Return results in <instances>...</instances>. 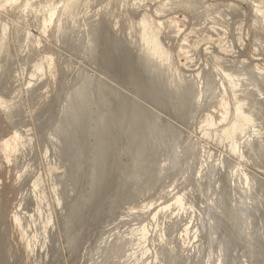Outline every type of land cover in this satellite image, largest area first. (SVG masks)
I'll return each instance as SVG.
<instances>
[{
  "label": "rangeland",
  "instance_id": "obj_1",
  "mask_svg": "<svg viewBox=\"0 0 264 264\" xmlns=\"http://www.w3.org/2000/svg\"><path fill=\"white\" fill-rule=\"evenodd\" d=\"M103 1L102 0H97V1H95V0H0V25H1L0 29L2 28L6 32V38L3 40L1 46L7 50L6 52H4L5 54H7V57L3 58L4 63L2 62V69H1L3 71L2 73H5L6 81L5 82L3 81L5 83L4 85L2 82V86H1V90H0L1 92H4V93L0 92V118H1L0 119V127H1V125L3 126L0 128V264H91V262H94L92 264H96V261H95L96 258H94V257H96V255H97L96 251L99 252L100 248L102 247V243L104 244L105 237L107 240L108 236H111V234L112 235L118 234L119 232H120V234H122V232H123L122 238L124 237V240H125V238L131 239L132 244L130 243V241H129L130 239H129L128 240L129 242L127 241V243L130 244V246L127 245L126 250L124 249L125 252L123 251L122 253L124 256L126 255V253L129 255V257H128V255H126L128 261H131L132 263H134V261L136 260L135 261L136 264H161V263L163 264V263H166L167 261L162 262L165 259H163V258L158 259V257H160V255L158 253H159L161 247L165 246V244H166L165 241H167V243L169 242V244L171 245V246L170 245L165 246L166 248L168 247V251H170L169 247H171V252L177 251L178 253H180L179 254L180 256L182 255L181 256V259H182L181 264H208V263L209 264H260V263L264 264V205H263L264 199L263 198L260 199V196H259L260 194L263 195V193H264V161H262L261 158H258V160L255 159L256 161H254L253 158H255V157L253 156V154L250 155L247 151L244 150L245 148H243V147H242V149L240 148L238 150H235V148H234V144L236 142H238V144H239V142H240L239 140L243 134L241 132V130H242L243 126L245 125V123H247L246 120L251 118L253 115L250 112L251 111L250 106H257V108H258V106H259L258 103H259L260 107L258 108V110L260 109L262 111V115L264 117V95H262V94H264V80H263L264 79L263 78L264 77V49H263L264 48V39L262 37H260V36H262L261 35L262 34L261 26H262V28L264 26V15L256 14V12L254 10V6H253L255 0H199L200 3L195 5L197 7H193L190 4V2L192 0H187V2L185 0H116V1H119L121 3H124L125 6H123L124 4H122V8L119 7L118 8L119 10L117 9L118 11H116V15L115 14L112 15L113 18L112 17L107 18L108 16L105 18V15H104L105 13H103L102 10H103V6H105L104 4L106 3V0H105V2H103ZM15 3H18V4H15ZM102 3H104V4H102ZM14 4H15V6H14ZM180 4H181V6H180ZM12 5L14 7H11ZM76 5H78V6H76ZM188 5L190 7L191 6L192 7L190 8ZM16 6H18V7H16ZM11 8H13V9H11ZM15 8H17V9H15ZM68 8H70V9H68ZM173 8H175V9H173ZM20 9H22V10H20ZM72 9H74V10H72ZM95 9H96V11H95ZM99 9L102 11V14H101ZM124 11H126V12H124ZM65 13H67L68 18H70L69 23L71 22V25L72 24L74 25V23H75L74 27H77V29L76 28H73V29H75V31H80V32L84 31L83 27H86V28L89 27L88 25L91 24L90 21H92V24H93V22L95 24L98 22L97 17H98V20L101 19L100 24L101 23L102 24L100 25V28H99V34H101V35H99V36L104 37V39L102 37L100 39V42L102 44H109L110 45V43H113L111 41H113L115 35L117 34L116 38L118 40L117 43L119 45V48H117L118 47L117 46L115 48V50H117V51L115 52V50L113 49L112 51L114 53L111 52V53H113V55H115L114 57L111 56L112 54L110 55L112 60H109V61L112 63V66H109L110 65L109 61H108L109 62L108 66H106L107 63L105 64L103 62V59H102L103 54H104V52H107V51L105 50L106 48L105 47L102 48L101 45H100L99 49L97 50V53H96L94 59H89V57H87L85 52L80 53V51H77L78 47H77V45L75 46L74 43H73V45L69 44L70 46L64 45V44H62L63 46L60 45L61 43H59L57 41L53 29L57 25V23L60 21V17L63 16ZM75 13H77L76 16H75ZM61 14H63V15H61ZM90 14L93 17H91ZM98 14H99V16H98ZM124 14H126L127 16ZM100 15H101V18H100ZM51 17H53L54 20H53V22L48 23L49 21H47V20H50ZM58 17H59V19H58ZM87 17H91V18H87ZM118 17H120V18L118 19ZM92 18H96L97 22L94 21L95 19L92 20ZM104 18L106 19L107 23H104V22H106V21H104ZM115 19H117V20H115ZM121 19H123V20H121ZM127 19H130L129 21L134 20L135 23H137V22L140 23V21H139V19H140L143 24L145 23L146 27L148 26L147 27L148 28V38L149 39H153V38L157 39L156 41L158 42V46H159L160 50L165 54V57L167 58L168 62L173 64V65L171 64V68H172V72L175 74L176 77L181 78L183 76L182 78L185 79V76H186V79H188V80L192 79V81H194V83L196 85H198V84L200 85V86L198 85V87L196 86L198 89H201L203 87V85H205L203 83V81L205 79L203 80L202 77L208 79L210 76V78H209L210 80L212 78L213 79L216 78L215 79L216 82H215V85L213 87V90H214L213 94L215 92H218V93H215L210 98V99L214 98V100L212 99V101H210V99H206L207 100V102H206L205 99L204 100L202 99L203 103H201V105L199 107H196V108H192V107L190 108L189 107V108H187L188 111H184V110L178 111V109L176 107L179 103L177 102V100L174 101V103L169 102L165 96V95H167V93L165 95H163V93L165 92L164 88L161 87L163 89V91L160 88L158 89V95L156 92L157 96L154 94L155 91H152V90H151L152 94L150 92L147 93L150 89L154 88V87L151 88L153 86V83L151 86V83H148V82L154 81V77H155L154 74L155 73L153 72L154 70H152V69L148 71L149 73L148 72L146 73L145 71H143L144 68H142L143 66L141 64V62L143 63V61H141V59L138 60V57H140V56H138L139 55V52H138L139 49L137 46L140 44H139V40L137 38H139V35L141 33L138 25L136 26L137 30L135 28V30H133L135 32L131 33L132 37H134L133 38L134 40L132 39L131 42H132V44L133 43L134 44L130 45V43L127 42L128 38H126V37L128 36V34H127L126 30H127V24L129 22ZM23 20H24V23H23ZM118 20L121 23V24H119L120 28H118L120 32L118 31V29L117 30L115 29V33H113L114 28L111 26L114 25L113 23L116 24V21H118ZM87 21H88V23H85ZM143 21H145V22H143ZM86 24H88V25L86 26ZM260 24H261V26H260ZM80 25H81V27H80ZM16 26L18 28H16ZM104 26L107 28H105ZM104 28L106 31L104 30ZM108 28H110V29H108ZM254 28H256V29H254ZM111 29H113V30H111ZM109 30L111 31V33L109 32ZM136 31H138V32H136ZM51 32H53V33H51ZM135 33H136V35H135ZM118 34L120 36H118ZM112 36H114V37L111 38ZM16 38H18V39H16ZM107 38H108V40H107ZM135 38L137 39L136 41H135ZM29 39H30V41H29ZM54 39H56V40H54ZM53 40H54L55 44H54ZM259 41L260 42L263 41V42L260 43ZM29 42H30V44H29ZM122 43H124V45L125 44H127V45L124 46ZM120 45H122V47ZM134 45L137 47V48L135 47L137 50L134 48ZM54 46L56 47V49H54L55 48ZM73 46H74V48H73ZM8 47H9V49H8ZM127 47H129V48H127ZM53 50H54V52H53ZM69 50H71V51H69ZM125 50L127 51V53ZM123 52H124V55H122ZM134 52H136L137 55H135L136 53H134ZM24 53H26V54L24 55ZM28 53H29V56L27 55ZM131 54H132V56H131ZM26 55H27V57H26ZM30 55H31V57H30ZM19 56H20V58H19ZM32 56L34 58H32ZM24 57L27 58V59H25V61H24ZM124 57H126V58H124ZM6 58H9V60H7ZM57 58L59 60H57ZM126 59L128 60V62ZM13 60L15 62H13ZM136 60H138V61H136ZM65 61L67 62L66 64H65ZM49 62L51 65H49ZM102 62L105 64L104 66L102 65L103 64ZM114 62H117L116 67H114V64H115ZM6 63H7V65H6ZM207 63H208V65H207ZM12 65H13V67L11 68ZM131 65L133 66V68ZM220 65L223 67H221ZM238 65H240V66H238ZM59 66L61 68H58ZM49 67H50V69H49ZM100 67L102 68V70H100L101 69ZM140 67H141V69H140ZM63 68H65V69H63ZM123 68H125V69H123ZM205 68H207V70ZM233 68H234V70H232ZM51 69H53V70H51ZM113 69H115V70H113ZM214 69H216V70H214ZM13 70H14V72H12ZM110 70H111L112 74H111ZM223 70L225 72H223ZM239 70H242L243 72L239 71ZM251 70H252V72H251ZM10 71H11V73H10ZM107 71H109V73ZM237 71H239L240 75L238 74ZM232 72H234V73L236 72V74H233ZM79 73L82 74L83 76L85 75L86 77L91 76L90 79H92V80L93 79L94 80H102V82L104 81V84H105V81L107 80L106 82H108V83H106V85L111 84L113 86V89H112L111 85H107V86H110V89H112L118 95L121 93V95H119V97H118V99H119L118 102L120 103L123 101V103H125V104L123 105V103H122V105H120L117 101H115L116 98H112L113 100L114 99L115 100L110 103L113 105L112 106L110 105L111 107L109 106V108H108V110H110L111 112L114 111L113 113H115L117 115V117L119 115H121V112H122V114H123V111L126 112L128 110V108L131 107V104H134V102H135L137 104H140L141 106L143 105L145 107V109L148 110V112L150 111L149 114H151V116H154L153 118H157L156 116L159 115L160 117L158 116V118L159 119L161 118L160 124H163V126H166L167 122H168L167 126L169 124H171L170 125L171 127L175 126L177 130H175V127H173V128L177 133V137H180L181 139L185 138L183 142H185V141L187 142L190 140L191 144L195 143V145H197V147H200L199 149H197V147L194 146V144H192L195 147V150L193 153L196 154V152L198 151L197 152L198 154H196V157H194L195 154L193 155V153H190V154H192V156L189 154V156L188 155H187V157L185 156V159H184V161H186V160L188 161L189 157H192V159L190 158L191 162L189 161L192 165L190 163L186 162L189 167L192 166L190 168L192 175L189 174L190 170L188 172L185 171V168L187 169V166H186L187 164L185 163L186 167L183 166V163H184V161H183V163L181 165V167L182 166L183 167L181 169H179V167H178L174 171H171V173L166 172L165 173L166 175L165 174H164V176L160 175L161 177H159V178H161L162 180L159 181V178H158V180L154 181L153 185L149 184L152 187L155 185V182H157V184L154 186V188L156 187L155 188L157 190L156 192H155V190L152 189L153 187L150 190L147 178H141V179L139 178V180H138L137 177L132 178V176H131V172L133 169H136L134 167H137V164L136 163L134 164V162H133L135 160L134 159L135 157L134 158L131 157V155H134L133 154L134 150L132 149L133 151L131 153V150L127 149L128 142H129L128 141L129 132L125 131L126 132V135H125L124 130H126V129L124 127H120L117 125H116L117 126L116 127L115 125L114 126L112 125V126H109L110 131H108V129H107L103 142L106 145L109 143V145H108L109 146V148H108L109 153L107 152V154H108L107 157L109 156V158H107V159H108V162L110 160L112 161V162L110 161L109 164H113V165H111L112 171L110 170L109 174H108L110 177L107 175V178L108 177H109L108 179H112V178L114 179L115 178V182L113 181V183L111 182V184L107 183L108 185L104 186L106 188H103L98 193L94 194L92 192L93 191V179H92V173H91L92 168H91L90 164L88 165V163H90L89 158H90L91 153L93 151L92 148L95 144V142L93 141L94 138L91 137L90 132H89V129L92 127L93 123L89 124L88 126L83 125V127H81V129H80L81 132L77 133V136H79L81 138L83 136V140L78 137L81 141H83V144H81L82 142L80 141L81 142L80 146H82L83 148L81 147L82 148L81 149L79 147L80 153L78 154V158H79V159H77L78 161L74 158L75 156L73 155V152H71L68 149H66V151H64L63 153H59L58 150L53 146V144H50L51 143L50 139L52 138L51 135L47 136V131H49L50 126L53 124V122H51V121L52 120L54 121V118L57 117L55 115H56V112H58V110H59L58 107L56 106L57 107L56 108L54 105L57 94L61 91V89H63V90L72 89L79 82V78L82 76V75H79ZM119 73H120V75H119ZM209 73H211V74H209ZM215 73H217L219 76L216 75ZM244 73H246V74H244ZM237 74H238V77L236 79L238 81L235 79V81L231 83L230 80L227 81L228 79L227 80L223 79V76L227 77V76L234 75V77H235V75H237ZM128 75H130V76H128ZM150 75H152L153 77ZM207 75H208V77H207ZM212 75H214L215 78L212 77ZM241 75H242V77L244 76L245 79L244 78L240 79ZM249 75H250V77H249ZM261 75H262V77H260ZM256 76H259V77L256 78ZM38 77H40V78L38 79ZM129 77H132V78H129ZM221 77H222V79H221ZM252 77H255L256 79H253ZM152 78H153V80H152ZM247 78L248 79L252 78V80L254 81L253 85L255 87L252 85V89H249V88H251V86L249 87V85H248V87H249L248 88L247 84H245L247 82L246 81ZM76 79H78V81ZM122 79L123 80L126 79V80L123 82ZM207 79L205 80V83H206ZM218 79L221 80V83H220V80H219V82H217ZM36 80H37V82H36ZM147 80H150V81H147ZM239 80H241V81H239ZM255 80H257V81H255ZM61 81H62V84H61ZM225 81H227V83H225ZM236 81L241 82V83H237ZM244 81H246V82H244ZM242 82H243V84H242ZM255 82H256V84H255ZM218 83H220V84H218ZM9 84H10V86H9ZM201 84H202V86H201ZM221 84H222V87L220 88ZM223 84L227 85V86L224 87ZM30 85H31V87H30ZM138 85H139V87H138ZM148 85H150L151 87H148ZM240 85L242 86L243 89L241 88ZM146 86L148 88H146ZM215 86H217L216 88H218L219 90L221 89L220 93L218 90L216 91ZM230 86H232L231 90H230ZM243 86H245V87H243ZM9 88L12 90H10ZM227 88H228V90H227ZM31 89H32V91H31ZM147 89H149V90H147ZM246 89H248V90H246ZM37 90H38V92H37ZM159 90H160V93H159ZM226 90L230 93H227ZM244 90L247 91L248 93H245ZM238 91H240V92H238ZM39 92H41V93H39ZM161 92H162V94H161ZM236 92H237V94H236ZM144 93H146V95ZM219 94H220V97H218ZM225 94H227V95L225 96ZM17 95H18V97H17ZM162 95L165 97H163ZM251 95H253V96H251ZM94 96H96V95H94ZM94 96H93V98H94ZM248 96L251 98L246 100V98ZM149 97H151L152 99L150 100ZM158 97L164 103H162V101L160 99L158 100ZM215 97H217V98H215ZM244 97H245V100L243 99ZM33 98L35 99V101ZM163 98L166 100H163ZM155 99H157V100H155ZM124 100H125V102H124ZM202 100H200V102H202ZM248 100H249V102H248ZM262 100H263V102H262ZM33 101L36 104L33 103L31 105V103ZM159 101H161V103L163 105H161V103H159ZM167 101L169 103H167ZM242 101H244V102H242ZM1 102L4 104L6 103L8 105V107H10V110H12V111L11 112L6 111ZM200 102L197 101V99H196L195 104H198ZM127 103L129 104L130 107H128ZM255 103H257V104H255ZM114 104H116L119 108H121L122 111L117 106H114ZM157 104H158V106H157ZM164 104H166V105H164ZM174 104H176L174 107L175 110H173L174 108H172ZM202 104H204V105H202ZM53 105L56 108V110L53 107ZM212 105L214 106V108L212 107ZM14 106H16L17 108ZM32 106H35V107L33 108ZM123 106H125V108L127 107L126 108L127 110ZM163 106L164 107L168 106L169 108L166 107L164 109ZM208 106H209V108H208ZM113 107L115 108V110L117 109V111L120 110L121 112L115 111L113 109ZM94 108H95V106H94ZM198 108L199 109L202 108V109L199 110ZM203 108H204V110H203ZM1 109H2V111H1ZM192 109H194V110H192ZM246 109H248V110H246ZM249 109H250V111H249ZM196 110L198 111V113ZM205 110H207V112ZM212 110H213V112H212ZM15 111H16V113H14ZM169 111H171V112H169ZM191 111H193V112H191ZM199 111L200 112L202 111L203 113L200 114ZM214 111H217V112L215 113ZM245 111H246V114H245ZM6 112H8V114H7V116H9L8 118L6 117ZM111 112L108 114V116L112 118L113 114L111 115ZM119 112H120V114H119ZM190 112H191V115H190ZM210 112H212V115L215 118L212 117L211 115H209V114H211ZM195 113H197L198 116L200 115V117H197V114L195 116L194 115ZM10 114L11 115L13 114V115L11 116ZM57 114H59V112ZM174 114H177V116L176 115L174 116ZM182 114H183V116H182ZM207 114H208V116H207ZM249 114H251V115H249ZM186 115H188V116H186ZM192 115L196 119L194 121L195 122L199 121L200 123L199 122L197 124L192 123V122H194L193 120L190 119L191 117L193 119ZM205 115H206V117L204 118ZM179 116H181V117H179ZM217 116L221 117L222 120L220 118H218ZM182 117H183V119L186 117L185 120H187V121L183 120ZM207 117H211L214 119H216V117H217V119L221 120V121L220 122L218 120L213 121L214 119L212 120V119L207 118ZM199 118L200 119L203 118L201 120L203 122H201L199 120ZM19 119H20V122H19ZM42 119H44V120H42ZM189 119L191 121H188ZM206 120H207V122H206ZM43 121H45V122H43ZM184 121H185V123H184ZM263 121H264V118H261L259 121L257 120L256 122H254L256 124V126H255V124H254V126L252 125V128H251V130H253L252 132L259 133V132H261V129L264 130V125H263L264 123H262ZM212 122L213 123L215 122L216 126ZM212 124L215 127L212 126ZM89 126H90V128H89ZM111 127H113V130ZM3 130H4V133H3ZM128 130H129V128H128ZM221 131H222V133H221ZM232 132H236V136L234 139L235 143L233 141H231L230 138H228L229 134H231ZM179 134H181L182 137ZM239 135H240V137H239ZM45 136H47V137H45ZM49 137H50V139H49ZM238 138H239V140H238ZM79 139H78V141H79ZM47 140H49V141L47 142ZM29 141H30V143H29ZM111 141H112V144H111ZM227 143H228V146H227ZM8 145H10L11 147H14V148H11ZM5 146L8 147V149ZM123 147H124V149H123ZM126 149H127V151H125ZM196 149H197V151H196ZM5 150H7V151H5ZM199 151H201L200 152L201 155L199 154ZM7 152L9 155L7 154ZM65 153H67V154L69 153V154L67 155ZM208 153H209V155H208ZM70 154L73 155V157H69ZM198 155L200 157H198ZM203 155H204V158L202 157ZM205 155H206V158H205ZM245 155H246V157H245ZM80 157H82V158H80ZM210 157H212V159ZM72 158H74L77 161V163H76V166L78 164L77 168H76V166H74L75 168L73 169L72 164L75 161ZM195 158H197L199 160V162ZM200 158L203 162H205V161L206 162L202 163V161H200ZM248 158H250V159H248ZM131 160H132V162H131ZM195 160L198 163L197 165H196ZM68 162H70V163H68ZM79 162H80V164H79ZM151 162H149V163L152 164ZM114 163H115V165H114ZM226 163H228V166ZM132 164H134V165H132ZM202 164L203 165L205 164V166L203 167ZM49 165H50V167H49ZM74 165H75V163H74ZM193 165H195V169H194ZM198 165L202 168H200ZM34 166H36V167H34ZM146 166H147V169L150 167L149 164ZM146 166H145V169H146ZM81 167H83V168H81ZM192 168L194 169V172L197 170L198 171L195 172V174H194ZM199 168L201 169L202 172L200 171ZM178 169L180 171L181 170L182 171L184 170V171L180 172ZM203 169H204V172H203ZM205 169H206V171H205ZM215 169H216V174H215ZM236 169L244 170L246 173L250 174L251 176H253L254 178H256L259 181L260 184H257V186L254 187L253 194L258 196V199H257L258 203H263V204H261L262 207L259 206L260 204L259 205L253 204V206H252L253 209H251V211H250L251 213L253 212L251 214L253 216L250 215L251 221L249 223L250 224L249 227L251 229H249V227L247 228V230L245 229V231H246L245 233L247 234L245 236H247V238L248 237L252 238L254 241L252 239H247L249 241V243L251 242L252 244L250 243V245L248 246V243L246 240L243 242L244 244L243 243L237 244L240 247H238L236 244L234 245L233 243H231L229 245V247H226L227 250L225 251L226 253H227V251L232 252L231 255H229L230 252L228 254L229 256L233 257V258L230 257V259H231L230 260L228 258L229 256L226 257L223 252L220 255L221 251L219 252V250L216 249L218 251V252H216V250H214L213 248H210L211 246L210 247L208 246L209 242L212 241L215 234H214V230L209 231L206 228L209 227L207 224H209L208 223V220H209L208 215L210 213H213V216L215 215L214 221L211 222V223H213L211 227L216 225L217 221L220 218V216L218 215L219 212H217L216 210L215 211L213 210L214 212H212L211 211L212 210L211 205H208V204H211V202H212L211 200H213L214 197L216 196V194L219 192L218 189L224 190V188L227 187V185L229 183L228 177L230 176L232 171L236 170ZM5 171L7 174H5ZM212 171H214L213 174L211 173ZM174 172H175V174H174ZM179 172L182 173V175ZM185 172L188 174H186L184 176L183 174H185ZM199 172H201V173H199ZM89 173H90V175H89ZM110 173H112V174H110ZM177 173H179L181 176L177 177ZM203 173H204V175H203ZM206 174L208 176H206ZM211 174L213 175V177L211 176ZM188 175H189V179H187L188 181L191 180V178H193L189 182L187 180H185V177L187 176L186 178H188ZM193 175H194V177H192ZM165 176H168V178ZM182 176H184V177H182ZM31 177H32L33 181L31 179ZM195 177H197V178H195ZM198 177H201V178L198 179ZM129 178L131 181L129 180ZM181 178H183V179L181 180ZM55 179H57V182L59 185L57 184V182H55L56 181ZM133 179H136L138 182L136 183L135 182L136 180L134 181ZM171 179H173V180H171ZM195 179L196 180L198 179V181H195ZM203 179H204V183H203ZM170 180H171V182H170ZM174 180H176V181H174ZM180 181H183V182L180 183ZM29 182H30V184H29ZM132 182H134V183H132ZM145 182H146V184H145ZM165 182L166 183L170 182L171 184L169 183L167 186V184ZM176 182H179V183L176 184ZM198 182H200V183H198ZM138 183H140V184L138 185ZM158 183H160V184H158ZM172 183H173V185H172ZM192 183H194V184H192ZM53 184H54V186H53ZM69 184H70V186H69ZM112 184H114V185H112ZM133 184L138 186V187H136V189H138L139 187L140 188L142 187L141 190L143 192L139 188V190L141 191L142 194H139L140 191L138 192L135 189V185H133ZM164 184H165V186H162ZM182 184H183V186H181ZM186 184L188 185V188H187ZM195 184H197V185L200 184V185H199V187L196 185L193 188V185H195ZM223 184L226 187L221 186ZM56 185H58V186H56ZM143 185H144V187L148 186L147 190H146V188L144 189ZM202 185H204V186H202ZM157 187H158V189H157ZM180 188H181V190H180ZM195 188H197V189H195ZM231 188L232 187L230 186L228 191L226 189V191L228 192L226 194H231L232 191H234V189H233L234 187L232 189ZM163 189H165V193L163 192L164 191ZM212 190H213V192H212ZM25 191H26V193H25ZM201 192L202 193L204 192V193L202 194ZM178 193H180V194H178ZM79 194H80V196H79ZM149 195H150V197H149ZM42 196H43V198H42ZM88 197H89V199H88ZM83 198L85 199V201ZM86 198H87V200H86ZM201 198H203V199H201ZM24 201L26 204H24ZM39 202L41 205L39 204ZM133 202H134V204H133ZM208 206H210V208ZM77 207H79V208H77ZM136 207H138V208H136ZM197 207H199V208H197ZM77 209H78V211H77ZM209 209H211L210 210L211 212H208ZM140 210H142V211L140 212ZM32 211H33V213H32ZM130 212H131V214H130ZM135 213L137 216L135 215ZM137 213H140V214H137ZM124 214L126 216H124ZM129 215L132 216L131 217L132 220L127 219L130 217ZM143 215L146 217V220H148V221H144L145 217ZM146 215H148V219H147ZM140 216L143 218H141ZM178 216H180V217H178ZM124 219H126L127 222L128 221L132 222V223L130 222L129 225L130 224L131 225L134 224V225L129 226L127 222L126 223L128 226L122 225L124 223ZM133 219H135V221ZM141 219L143 220V222L142 221L140 222ZM33 220L34 221L36 220L35 221L36 223ZM67 221L68 222L70 221V222L68 223ZM174 221H175V223L170 225V223H172ZM185 221H186V223H185ZM252 221L254 222V224ZM30 222H31V224H30ZM133 222H139V223L137 224V223H133ZM42 223H43V225H42ZM141 223H143V225ZM176 223H177L178 227H177V225H175ZM227 224H228L227 229L231 230L230 227H232V224L231 223H227ZM24 225H26V226H24ZM140 225H142V227ZM166 225H168V226H166ZM174 225L178 229L171 227ZM65 226L70 229L71 233H70L69 229H67ZM119 226H121V227L119 228ZM169 226H170V228H169ZM113 227H114V229H112ZM122 227H126L127 229L122 228ZM132 227H133V229H132ZM139 227H141V229H139ZM24 228L26 229V231ZM168 228L170 229V231H172L170 233H173V232H175V234L180 233V234H177L176 236L174 233L172 234V236L174 235L173 237H177L176 239L179 238V240H176L175 238H174L175 239L174 240L173 237H171V236L168 237L169 236V235H167V234H169ZM171 228L175 229L176 231L171 229ZM65 229L67 230V232ZM115 229L117 231H115V233H114L113 230H115ZM123 229L126 230L127 232L124 231ZM130 229H131V231H130ZM180 229H181V231H179ZM128 230L131 233H129ZM133 230H134V232H132ZM211 231H213L212 233L214 235L212 233L208 234V232H211ZM248 232L250 233L249 235H248ZM165 233L167 236L165 235ZM124 234H126V235L124 236ZM129 234H130V236L126 237ZM137 234H139V237ZM156 234L158 236L160 234L159 239H158V236ZM73 235H76V236L73 238ZM136 235H137V237H136ZM161 235H163L162 238H161ZM45 236H46V238H45ZM133 236H134V238H133ZM142 237H144V238H142ZM167 237L169 238L170 241L167 240L168 239ZM71 238H72V240H71ZM101 238H103L104 241ZM134 239H136V240H134ZM172 239H173V241L171 242ZM75 240H77V241H75ZM100 240H101V242H100ZM250 240H252L254 243ZM135 241H137V242H135ZM124 242H126V241H124ZM69 243L70 244L73 243V244L70 245ZM136 243H138V244L136 245ZM207 243H208V245H207ZM131 245H133V246H131ZM140 245H141V247H140ZM233 245L235 247L237 246V249L236 248L234 249V247L230 248ZM227 246H228V244H227ZM251 246H253V248ZM28 247H29V249H28ZM95 247H96V249H95ZM129 247H130V249H133V251H131V253H130ZM246 247H248V248H246ZM97 248H99V249H97ZM127 248L129 251L127 250ZM172 248H173V250H172ZM208 248H210V249H208ZM261 248L263 251L261 250ZM27 249L29 250V252ZM231 249H234V251ZM248 249L249 250L253 249L252 250L253 252L251 250L250 251L253 254H255V256L254 255L249 256V254H244V251H246L245 253L249 252ZM254 249H257V250H254ZM141 250L145 251V254ZM209 250H211L212 252ZM213 250H214V252H213ZM258 251L260 254H256V253H258ZM200 252H202V253H200ZM210 252L212 254L211 256H210ZM137 253H138L139 257L137 256ZM214 253L219 256V257L216 256V258L218 257L217 260H216V258L214 259V257H213V255H215ZM217 253H219V254H217ZM237 253H238V255H237ZM92 254H93V256H92ZM140 254H143V255H140ZM201 254H203V255H201ZM131 255H132V258H130ZM261 255L263 257H260ZM140 256H141V258H140ZM144 256H145V260H144ZM258 256L260 258L259 261H257ZM249 257H251V258H249ZM252 257H253V259H252ZM200 258H202V259H200ZM92 259H93V261H92ZM127 259L123 262H125V264L126 263L132 264L130 262L128 263ZM209 259H211L212 261ZM249 259H250V261H249ZM251 259L252 260L255 259V260L251 261ZM2 260H3V262H2ZM213 261H215V263H213ZM112 262L106 261V262H103V264H107V263L112 264ZM123 262L121 264H124ZM210 262H212V263H210Z\"/></svg>",
  "mask_w": 264,
  "mask_h": 264
},
{
  "label": "bare ground",
  "instance_id": "obj_2",
  "mask_svg": "<svg viewBox=\"0 0 264 264\" xmlns=\"http://www.w3.org/2000/svg\"><path fill=\"white\" fill-rule=\"evenodd\" d=\"M95 1H97V0H95ZM103 1V0H102ZM186 2H187V0H185ZM103 2H105V0L103 1ZM125 2V1H124ZM251 2V1H250ZM198 3H200L199 2V0H192L191 2H190V4L193 6V7H197V6H195V5H197ZM12 4V3H11ZM15 4H18V3H15ZM15 4H14V6H15ZM81 4V3H80ZM102 4H104V3H102ZM122 4H124V3H121V2H119V1H114V0H106V3L104 4L105 6H103V13H105L104 15H105V18L107 17V18H109V17H112V15L113 14H115L116 15V11H118L119 9V7L120 8H122ZM185 4V3H184ZM189 4V3H188ZM189 4V5H190ZM252 4V3H251ZM79 5V4H78ZM78 5H76V6H78ZM84 5V4H83ZM100 5V4H99ZM188 5V6H189ZM13 5L11 6V7H14ZM123 6H125V4L123 5ZM177 6V5H176ZM180 6H181V4H180ZM179 6V7H180ZM191 6V7H192ZM254 10H255V12H256V14H260V15H264V0H255V2H254ZM252 6V7H253ZM7 7V6H6ZM16 7H18V6H16ZM67 7V6H66ZM99 7V6H98ZM101 7V6H100ZM190 7V6H189ZM190 7V8H191ZM97 8V7H96ZM220 8V7H219ZM11 9H13V8H11ZM15 9H17V8H15ZM68 9H70V8H68ZM75 9V8H74ZM74 9H72V10H74ZM80 9V8H79ZM102 9V8H101ZM118 9V10H117ZM173 9H175V8H173ZM177 9V8H176ZM217 9V8H216ZM20 10H22V9H20ZM66 10V9H65ZM88 10V9H87ZM100 10V9H99ZM129 10V9H128ZM224 10V9H223ZM3 11V10H2ZM7 11V10H6ZM71 11V10H70ZM76 11V10H75ZM79 11V10H78ZM95 11H96V9H95ZM98 11V10H97ZM102 11L100 10V12H101V14H102ZM127 11V10H126ZM126 11H124V12H126ZM19 12V11H18ZM66 12V11H65ZM213 12V11H212ZM14 13V12H13ZM23 13V12H22ZM81 13V12H80ZM86 13V12H85ZM118 13V12H117ZM120 13V12H119ZM226 13V12H225ZM69 14V13H68ZM97 14V13H96ZM95 14V15H96ZM100 14V13H99ZM99 14H98V16H99ZM123 14V13H122ZM221 14V13H220ZM230 14V13H229ZM255 14V13H254ZM61 15H63V14H61ZM73 15V14H72ZM77 15V13H75V16ZM85 15V14H84ZM91 15V14H90ZM94 15V14H93ZM124 15H126V14H124ZM74 16V15H73ZM74 16V17H75ZM97 16V15H96ZM103 16V15H102ZM119 16V15H118ZM127 16V15H126ZM137 16V15H136ZM142 16V15H141ZM20 17V16H19ZM72 17V16H71ZM73 17V18H74ZM80 17V16H79ZM91 17H93L92 15H91ZM91 17H87V18H91ZM117 17V16H116ZM115 17V18H116ZM221 17V16H220ZM226 17V16H225ZM262 17V16H261ZM77 18V17H76ZM100 18H101V15H100ZM104 18V21H106V19ZM113 18V17H112ZM120 17H118V19H119ZM123 18V17H122ZM128 18V17H127ZM132 18V17H131ZM130 18V19H131ZM257 18V17H256ZM58 19H59V17H58ZM85 19V18H84ZM95 19V20H94ZM130 19H127L128 21L130 20ZM226 19V18H225ZM19 20V19H18ZM17 20V21H18ZM53 17H51L50 18V20H47V21H49L48 23H51V22H53ZM92 20H94V21H96V18H92ZM100 20L101 19H99L98 20V17H97V23H95L94 24V22H93V24H92V21H90L91 22V26L90 25H88V24H86V26L88 25L89 27L88 28H86V27H83V29H84V31H82V32H80V31H75V29H73V28H76L77 29V27H74L75 26V23H74V25L72 24L71 25V22L69 23V21H70V18H68V15H67V13H65L63 16H61L60 17V21L57 23V25L54 27V33H55V36H56V39H57V41L59 42V43H61L60 45H62V44H64V45H69V44H71V45H73V43L75 44V46L77 45V47H78V49H77V51H80V53H86V55H87V57H89V59H94L95 58V55H96V53H97V50L99 49V47H100V45L102 46V48L103 47H105L106 49V51L107 52H104V54H103V62L106 64V66H108L109 64V60H112V58L110 57V55L111 56H115V55H113V49L115 50V48L117 47V48H119V45H118V43H117V38H116V35H115V37L114 36H112L111 38H113L114 37V39H113V41H111V42H113V43H110V45L109 44H102L101 42H100V39H101V37L102 36H99V35H101V34H99V28H100V25L102 24H100ZM108 20V19H107ZM115 20H117V19H115ZM121 20H123V19H121ZM260 20V19H259ZM262 20V19H261ZM103 21V22H104ZM112 21V20H111ZM125 21V20H124ZM127 21V22H128ZM139 21H140V23H135L134 22V20L132 21H129L128 22V24H127V34H128V36L126 37V38H128V43H130V45L132 44V39L134 38V37H132V35H131V33L132 32H135V31H133V30H135V28H136V26L138 25L139 26V30L141 31V33H140V35H139V38H137L138 40H139V44L140 45H138L137 47H138V49H139V55L138 56H140V57H138V60H140L141 59V61H143V63L141 62V64H142V68H144L143 69V71H145L146 73L149 71V70H154L153 72L155 73L154 75H155V77H154V81L153 82H148V83H151V86H152V83H153V86L151 87L150 85H148V87H151V88H153V89H147V90H149L147 93H151V90L152 91H155V95H156V92H157V95H158V89L160 88V89H162V88H164V90H165V92L163 93V95H165L166 93H167V95H165L166 96V98L168 99V101L169 102H173L174 103V101H176L177 100V102L179 103L178 105H177V109H178V111H188L187 110V108H196V107H199L200 105H201V103H203V100L205 99V101L207 102V100L206 99H210L215 93H218V92H215L214 94H213V92H214V90H213V87H214V85H215V77H214V75H212V77H214L215 79H209L210 78V76H209V78L207 79V78H203L202 77V79L204 80H206L207 79V81H206V83H205V80L203 81V83L205 84V85H203V87L201 88V89H198L197 87H198V85H196L195 83H194V81H192V79L191 80H188V79H186V76H185V79L184 78H178V77H176L175 76V74L172 72V68H171V64L172 63H170V62H168V60H167V58L165 57V54L160 50V48H159V46H158V42L156 41L157 39H149L148 38V26L146 27V25H145V23L143 24L142 22H141V20L139 19ZM21 22V21H20ZM55 22V21H54ZM110 22V21H109ZM143 22H145V21H143ZM259 22V21H258ZM23 23H24V20H23ZM47 23V22H46ZM73 23V22H72ZM85 23H88V21L87 22H85ZM104 23H107V21L106 22H104ZM84 24V23H83ZM111 24V23H110ZM114 25L113 26H111V27H113L114 28V32L113 33H115V29L117 30L118 28H120L119 27V24H121L120 23V21L118 20V21H116V24L115 23H113ZM147 24V23H146ZM258 24V23H257ZM17 25V24H16ZM54 25V24H53ZM82 25V24H81ZM81 25H80V27H81ZM85 25V24H84ZM83 25V26H84ZM104 25V24H103ZM4 26V25H3ZM73 26V27H72ZM260 26H261V24H260ZM0 27H1V25H0ZM105 27V26H104ZM259 27V26H258ZM4 28V27H3ZM16 28H18L17 26H16ZM20 28V27H19ZM79 28V27H78ZM105 28H107V27H105ZM105 28H104V30H105ZM52 29V28H51ZM50 29V30H51ZM82 29V28H81ZM86 29V30H85ZM108 29H110V28H108ZM254 29H256V28H254ZM17 30V29H16ZM79 30V29H78ZM101 30V29H100ZM111 30H113V29H111ZM136 30H137V28H136ZM106 31V30H105ZM104 31V32H105ZM118 31H119V29H118ZM0 90H1V86H2V82L4 81H6V76H5V73H2L3 71L1 70L2 69V62H3V58L4 57H7V54H5L4 52H6L7 50L4 48V47H2L1 46V44H2V42H3V40L6 38V32H5V30L4 29H0ZM84 32V33H83ZM109 32L111 33V31L109 30ZM120 32V31H119ZM136 32H138V31H136ZM261 32H262V36H260V37H262L263 39H264V26H263V28H262V26H261ZM51 33H53V32H51ZM107 33V32H106ZM118 33V32H117ZM103 34V33H102ZM120 34V33H119ZM118 34V36H120ZM126 34V35H127ZM260 34V33H259ZM14 35V34H13ZM17 35V34H16ZM19 35V34H18ZM105 35V34H104ZM135 35H136V33H135ZM108 36V35H107ZM106 36V37H107ZM110 36V35H109ZM15 37V36H14ZM21 37V36H20ZM52 37V36H51ZM132 37V38H131ZM19 38V37H18ZM18 38H16V39H18ZM103 39H104V37H102ZM110 38V37H109ZM119 38V37H118ZM56 39H54V40H56ZM131 39V40H130ZM136 38H135V41L137 40ZM22 40V39H21ZM54 40H53V42H54ZM107 40H108V38H107ZM106 40V41H107ZM134 40V39H133ZM260 40V39H259ZM29 41H30V39H29ZM102 41V40H101ZM110 41V40H109ZM121 41V40H120ZM119 41V42H120ZM57 42V43H58ZM108 42V41H107ZM138 42V41H137ZM136 42V43H137ZM260 42V41H259ZM258 42V43H259ZM261 42H263V41H261ZM260 42V43H261ZM104 43V42H103ZM15 44V43H14ZM29 44H30V42H29ZM54 44H55V42H54ZM121 44V43H120ZM123 45H124V43H122ZM134 44V43H133ZM132 44V45H133ZM138 44V43H137ZM125 45H127V44H125ZM124 45V46H125ZM136 45V44H135ZM134 45V48L136 47ZM57 46V45H56ZM63 46V45H62ZM70 46V45H69ZM121 47H122V45H120ZM123 46V47H124ZM263 46V45H262ZM55 47V46H54ZM72 47V46H71ZM131 47V46H130ZM136 47V48H137ZM19 48V47H18ZM73 48H74V46H73ZM127 48H129V47H127ZM135 48V49H136ZM260 48V47H259ZM8 49H9V47H8ZM12 49V48H11ZM54 49H56V47L54 48ZM64 49V48H63ZM66 49V48H65ZM76 49V48H75ZM122 49V48H121ZM264 49V48H263ZM123 50V49H122ZM128 50V49H127ZM137 50V49H136ZM13 51V50H12ZM11 51V52H12ZM32 51V50H31ZM56 51V50H55ZM66 51V50H65ZM69 51H71V50H69ZM73 51V50H72ZM117 50H115V52H116ZM126 51V50H125ZM133 51V50H132ZM135 51V50H134ZM53 52H54V50H53ZM59 52V51H58ZM111 52H113V53H111ZM137 52V51H136ZM136 52H134V53H136ZM16 53V52H15ZM23 53V52H22ZM34 53V52H33ZM77 53V52H76ZM126 53H127V51H126ZM131 53V52H130ZM11 54V53H10ZM20 54V53H19ZM26 53H24V55H25ZM28 56H29V53L27 54ZM27 55H26V57H27ZM63 55V54H62ZM66 55V54H65ZM122 55H124V52H123V54ZM135 55H137V53L135 54ZM13 56V55H12ZM84 56V55H83ZM131 56H132V54H131ZM134 56V55H133ZM23 57V56H22ZM21 57V58H22ZM30 57H31V55H30ZM29 57V58H30ZM74 57V56H73ZM86 57V56H85ZM86 57V58H87ZM128 57V56H127ZM136 57V56H135ZM19 58H20V56H19ZM32 58H34L33 56H32ZM51 58V57H50ZM124 58H126V57H124ZM130 58V57H129ZM128 58V59H129ZM132 58V57H131ZM7 60H9V58H6ZM18 59V58H17ZM25 59H27V58H25L24 57V61H25ZM31 59V58H30ZM117 59V58H116ZM120 59V58H119ZM19 60V59H18ZM57 60H59L58 58H57ZM125 60V59H124ZM127 60V59H126ZM138 60H136V61H138ZM21 61V60H20ZM30 61V60H29ZM32 61V60H31ZM62 61V60H61ZM69 61V60H68ZM109 61V62H108ZM116 61V60H115ZM119 61V60H118ZM210 61V60H209ZM221 61V60H220ZM13 62H15L14 60H13ZM58 62V61H57ZM102 62V63H103ZM113 62V61H112ZM127 62H128V60H127ZM213 62V61H212ZM4 63V62H3ZM8 63V62H7ZM7 63H6V65H7ZM10 63V62H9ZM59 63V62H58ZM67 62L65 61V64H66ZM92 63V62H91ZM101 63V62H100ZM102 64L103 66L105 65V64ZM115 64H114V67H116V65H117V62H114ZM140 63V62H139ZM209 63V62H208ZM208 63H207V65H208ZM211 63V62H210ZM64 64V63H63ZM62 64V65H63ZM119 64V63H118ZM125 64V63H124ZM217 64V63H216ZM11 65V64H10ZM49 65H51L50 64V62H49ZM59 65V64H58ZM57 65V66H58ZM93 65V64H92ZM95 65V64H94ZM173 65V64H172ZM225 65V64H224ZM64 66V65H63ZM109 66H112V63L110 62V65ZM120 66V65H119ZM125 66V65H124ZM132 66V65H131ZM217 66V65H216ZM221 66V65H220ZM238 66H240V65H238ZM6 67V66H5ZM9 67V66H8ZM7 67V68H8ZM13 67V65L11 66V68ZM37 67V66H36ZM207 67V66H206ZM210 67V66H209ZM219 67V66H218ZM221 67H223V66H221ZM225 67V66H224ZM6 68V69H7ZM46 68V67H45ZM58 68H61L60 66L58 67ZM101 68V67H100ZM107 68V67H106ZM120 68V67H119ZM132 68H133V66H132ZM208 68V67H207ZM207 68H205L206 70H207ZM216 68V67H215ZM226 68V67H225ZM49 69H50V67H49ZM63 69H65V68H63ZM108 69V68H107ZM118 69V68H117ZM123 69H125V68H123ZM127 69V68H126ZM140 69H141V67H140ZM174 69V68H173ZM220 69V68H219ZM243 69V68H242ZM8 70V69H7ZM6 70V71H7ZM47 70V69H46ZM51 70H53V69H51ZM83 70V69H82ZM100 70H102V68L100 69ZM104 70V69H103ZM113 70H115V69H113ZM128 70V69H127ZM137 70V69H136ZM175 70V69H174ZM212 70V69H211ZM214 70H216V69H214ZM213 70V71H214ZM229 70V69H228ZM232 70H234V68L232 69ZM61 71V70H60ZM84 71V70H83ZM118 71V70H117ZM116 71V72H117ZM239 71H242V70H239ZM239 71H237L238 72V74L240 75V73H239ZM12 72H14V70L12 71ZM85 72V71H84ZM108 73H109V71H107ZM110 72H111V70H110ZM125 72V71H124ZM131 72V71H130ZM216 72V71H215ZM219 72V71H218ZM223 72H225L224 70H223ZM243 72V71H242ZM251 72H252V70H251ZM10 73H11V71H10ZM47 73V72H46ZM83 73V72H82ZM121 73V72H120ZM120 73H119V75H120ZM144 73V72H143ZM149 73V72H148ZM220 73V72H219ZM222 73V72H221ZM229 73V72H228ZM233 74H236V72L234 73V72H232ZM254 73V72H253ZM27 74V73H26ZM39 74V73H38ZM68 74V73H67ZM71 74V73H70ZM84 74V73H83ZM111 74H112V72H111ZM177 74V73H176ZM209 74H211V73H209ZM213 74V73H212ZM216 75H218L217 73H215ZM238 74L237 75H235V77H234V75H231V76H227V77H224L223 75V79L224 80H227V81H229L230 80V82L232 83V82H234L235 81V79L238 77ZM244 74H246V73H244ZM243 74V75H244ZM258 74V73H257ZM79 75H82V74H80L79 73ZM106 75V74H105ZM110 75V74H109ZM115 75V74H114ZM147 75V74H146ZM186 75V74H185ZM188 75V74H187ZM10 76V75H9ZM65 76V75H64ZM99 76V75H98ZM122 76V75H121ZM120 76V77H121ZM128 76H130V75H128ZM139 76V75H138ZM150 76H152V75H150ZM219 76V75H218ZM248 76V75H247ZM254 76V75H253ZM80 77V76H79ZM78 77V78H79ZM91 77V76H90ZM90 77H86L85 75L83 76H81L80 78H79V82L72 88V89H70V90H63V89H61V91L57 94V96H56V99H55V103H54V105H55V107L57 106L58 107V112H59V114H57L58 112H56V115L55 116H57V117H55L54 118V121L52 120L51 122H53V124L50 126V128H49V131H47V136L48 135H51V139H50V137H49V139H50V141H51V143L50 144H53V146L58 150V152L59 153H63L64 151H66V149H68V150H70L71 152H73V155L75 156L74 158L77 160V159H79L78 158V154L80 153L79 151H80V149H79V147L81 148L82 146H80V143L81 144H83V141H81L79 138H81V137H79V136H77V133L78 132H81L80 131V129H81V127H83V125L85 126V125H89V124H92L93 123V125H92V127L90 128V126H89V132H90V135H91V137H93L94 138V142H95V144H94V146H93V148H92V153H91V156H90V163H88V165L90 164V166H91V168H92V179H93V193L94 194H96V193H98L100 190H102L103 188H106V187H104V186H106V185H108L107 183H110L111 184V182L113 183V181L115 182V178L113 179H108L110 176L108 175L109 174V171L111 170L112 171V166L111 165H113V164H109V162L111 161L110 159V161L108 162V159L107 158H109V156L107 157V152H108V148H109V143L106 145L103 141H104V137H105V134H106V131H107V129H108V131H110L109 130V126H120V127H124L126 130H124V132L126 131H128L129 132V134H128V146H127V149L128 150H131V153H132V151H133V154L134 155H131V157H135L133 160V162H134V164L136 163L137 164V167H134V168H136V169H133L132 170V172H131V176H132V178H138V180H139V178L141 179V178H147V180H148V185L150 184H152L153 185V183H154V181L155 180H158V178L159 177H161V176H164V174L166 173V172H169V173H171V171H174L176 168H178L179 167V169H181L183 166H185L187 163H190L191 161H190V158L192 159V157H189V159H188V161L186 160V161H184V159H185V156L187 157V155L189 156V154L190 153H193L194 152V150H195V147L194 146H196L197 147V145H195V143H192V144H194V146L191 144V141L189 140V141H185V142H183L184 141V139L185 138H180V137H177V133H176V131L175 130H177L176 129V127L175 126H173V127H175V130H174V128L173 127H171L170 125L171 124H169L168 126H167V124H168V122H167V124H166V126H163V124H160V122H161V118L159 119L158 118V116H156L157 118H153L154 116H151V114H149V112H148V110H146L145 109V107L142 105H140V104H137V103H135L134 102V104H131V107L129 106V104H128V107H130V108H128V110L125 108V106H123L127 111L126 112H124L123 111V114H122V110H121V108H119L116 104H114V106H117L120 110H118V111H120L121 112V115H119L118 117H117V115L115 114V113H113V112H111L110 110H108V108H109V106L111 105H113V104H110L111 102H113L114 100L112 99V98H116V100L115 101H117L118 102V97H119V95H121V93L118 95L117 93H115L112 89H113V86L111 85V84H107V85H111L112 87V89H110V86H107L106 85V83H108V82H106L105 81V84H104V81L102 82V80H92V79H90ZM125 77V76H124ZM133 77V76H132ZM132 77H129V78H132ZM136 77V76H135ZM153 77V76H152ZM193 77V76H192ZM207 77H208V75H207ZM217 77V76H216ZM249 77H250V75H249ZM257 77H259V76H256V78ZM260 77H262V75L260 76ZM40 77H38V79H39ZM118 78V77H117ZM123 78V77H122ZM150 78V77H149ZM189 78V77H188ZM220 78V77H219ZM241 78H244V76L242 77V75H241V77H240V79ZM253 79H256L255 77H252ZM252 78L250 79H246V81H244V82H246L245 84H247V87H248V85H249V87L251 86V88H249V89H252V85H253V80H252ZM264 78V77H263ZM262 78V79H263ZM61 79V78H60ZM102 79V78H101ZM151 79V78H150ZM198 79V78H197ZM221 79H222V77H221ZM239 79V78H238ZM245 79V78H244ZM77 81H78V79H76ZM113 80V79H112ZM126 79H122V81L124 82ZM139 80V79H138ZM137 80V81H138ZM152 80H153V78H152ZM196 80V79H195ZM219 80L220 79H218L217 80V82H219ZM237 80V79H236ZM264 80V79H263ZM39 81V80H38ZM144 81V80H143ZM147 81H150V80H147ZM223 81V80H222ZM227 81H225V83H227ZM238 81V80H237ZM236 81V82H237ZM239 81H241V80H239ZM255 81H257V80H255ZM262 81V80H261ZM3 82V85L5 84ZM36 82H37V80H36ZM46 82V81H45ZM199 82V81H198ZM201 82V81H200ZM48 83V82H47ZM46 83V84H47ZM127 83V82H126ZM136 83V82H135ZM139 83V82H138ZM142 83V82H141ZM220 83H221V80H220ZM220 83H218V84H220ZM237 83H241V82H237ZM11 84V83H10ZM10 84H9V86H10ZM32 84V83H31ZM43 84V83H42ZM61 84H62V81H61ZM137 84V83H136ZM235 84V83H234ZM242 84H243V82H242ZM255 84H256V82H255ZM74 85V84H73ZM146 85V84H145ZM237 85V84H236ZM35 86V85H34ZM33 86V87H34ZM44 86V85H43ZM46 86V85H45ZM63 86V85H62ZM136 86V85H135ZM142 86V85H141ZM197 86V87H196ZM200 86V85H199ZM201 86H202V84H201ZM219 86V85H218ZM223 86L225 87V86H227V85H224L223 84ZM241 86V85H240ZM254 86V85H253ZM15 87V86H14ZM30 87H31V85H30ZM71 87V86H70ZM117 87V86H116ZM138 87H139V85H138ZM147 86H146V88H148ZM162 87V88H161ZM217 86H215V88H216ZM222 87V84L220 85V88ZM234 87V86H233ZM243 87H245V86H243ZM246 87V88H247ZM255 87V86H254ZM40 88V87H39ZM67 88V87H66ZM231 88H232V86H230V90H231ZM241 88H242V86H241ZM3 89V88H2ZM10 89V88H9ZM17 89V88H16ZM34 89V88H33ZM142 89V88H141ZM223 89V88H222ZM226 89V88H225ZM243 89V88H242ZM10 90H12V89H10ZM35 90V89H34ZM40 90V89H39ZM135 90V89H134ZM146 90V89H145ZM144 90V91H145ZM213 90V91H212ZM219 91V93H220V91H221V89L219 90L218 88H216V91ZM227 90H228V88H227ZM226 90V91H227ZM229 90V91H230ZM246 90H248V89H246ZM3 91V90H2ZM5 91V90H4ZM31 91H32V89H31ZM42 91V90H41ZM54 91V90H53ZM142 91V90H141ZM162 91H163V89H162ZM234 91V90H233ZM245 91V90H244ZM1 92V91H0ZM13 92V91H12ZM29 92V91H28ZM37 92H38V90H37ZM223 92V91H222ZM221 92V93H222ZM232 92V91H231ZM238 92H240V91H238ZM243 92V91H242ZM253 92V91H252ZM1 93H4V92H1ZM36 93V92H35ZM39 93H41V92H39ZM119 93V92H118ZM159 93H160V90H159ZM227 93H230V92H228L227 91ZM245 93H248L247 91H245ZM33 94V93H32ZM96 95V96H94V95ZM145 95H146V93H144ZM152 94V93H151ZM161 94H162V92H161ZM223 94V93H222ZM236 94H237V92H236ZM240 94V93H239ZM243 94V93H242ZM254 94V93H253ZM14 95V94H13ZM34 95V94H33ZM37 95V94H36ZM56 95V94H55ZM140 95V94H139ZM150 95V94H149ZM156 95V96H157ZM162 95V96H163ZM227 94H225V96H226ZM231 95V94H230ZM233 95V94H232ZM246 95V94H245ZM262 95H264V94H262ZM5 96V95H4ZM8 96V95H7ZM12 96V95H11ZM16 96V95H15ZM41 96V95H40ZM93 96H94V98H93ZM165 96H163V97H165ZM197 96V97H196ZM224 96V95H223ZM222 96V97H223ZM251 96H253V95H251ZM2 97V96H1ZM17 97H18V95H17ZM121 97V96H120ZM129 97V96H128ZM218 97H220V94H219V96ZM246 97V96H245ZM245 97L243 98L244 100H245ZM53 98V97H52ZM150 98V100L152 99L151 97H149ZM148 98V99H149ZM155 98V97H154ZM215 98H217V97H215ZM249 98H251V97H247L246 98V100L247 99H249ZM263 98V97H262ZM5 99V98H4ZM34 99V98H33ZM37 99V98H36ZM40 99V98H39ZM112 99V100H111ZM121 99V98H120ZM123 99V98H122ZM125 99V98H124ZM128 99V98H127ZM130 99V98H129ZM160 98L158 97V100H159ZM196 99H197V101H199L200 102V100H202V102H200V103H198V104H195V101H196ZM213 100H214V98H212ZM212 99H210V101H212ZM224 99V98H223ZM253 99V98H252ZM10 100V99H9ZM155 100H157V99H155ZM161 100V99H160ZM163 100H166V99H164L163 98ZM257 100V99H256ZM21 101V100H20ZM34 101H35V99H34ZM34 101L31 103V105L34 103ZM51 101V100H50ZM135 101V100H134ZM145 101V100H144ZM162 101V100H161ZM161 101H159V103H161ZM167 101V103H169ZM204 101V102H205ZM3 102V101H2ZM1 102V103H2ZM13 102V101H12ZM39 102V101H38ZM124 102H125V100H124ZM127 102V101H126ZM129 102V101H128ZM137 102V101H136ZM139 102V101H138ZM156 102V101H155ZM166 102V101H165ZM205 102V103H206ZM242 102H244V101H242ZM248 102H249V100H248ZM251 102V101H250ZM262 102H263V100H262ZM119 103V102H118ZM122 103H123V101L122 102H120L119 104L120 105H122ZM130 103V102H129ZM162 103H164L163 101H162ZM161 103V105H163ZM241 103V102H240ZM246 103V102H245ZM252 103V102H251ZM261 103V102H260ZM20 104V103H19ZM34 104H36V103H34ZM39 104V103H38ZM37 104V105H38ZM125 103H123V105H124ZM137 104V105H136ZM171 104V103H170ZM211 104V103H210ZM243 104V103H242ZM255 104H257V103H255ZM2 105H3V107H4V109L6 110V111H8V112H11L12 110H10V107H8V105L5 103H2ZM54 105H53V107H54ZM133 105V106H132ZM160 105V104H159ZM164 105H166V104H164ZM175 105L176 104H174L173 105V107L172 108H174L175 107ZM202 105H204V104H202ZM258 108L260 107V104L258 103ZM22 106V105H21ZM36 106V105H35ZM35 106H32L33 108L35 107ZM46 106V105H45ZM94 106H95V108H94ZM110 106V107H111ZM157 106H158V104H157ZM244 106V105H243ZM247 106V105H246ZM250 106V105H249ZM2 107V106H1ZM14 107H16V106H14ZM54 107V108H55ZM56 107V108H57ZM116 107V108H117ZM144 107V108H143ZM161 107V106H160ZM166 107H168V106H166ZM166 107H164L163 106V108L165 109ZM205 107V106H204ZM212 107L214 108V106L212 105ZM245 107V106H244ZM17 108V107H16ZM32 108V109H33ZM56 108H55V110H56ZM149 108V107H148ZM162 108V109H163ZM169 108V107H168ZM167 108V109H168ZM206 108V107H205ZM208 108H209V106H208ZM240 108V107H239ZM258 108H257V106H250V109H251V111H250V109H249V111L253 114L252 115V117L251 118H249L248 120H246L247 121V123H245V125L243 126V128H242V130H241V132L243 133H241L242 134V136H241V138H240V140H239V138H238V140L240 141L239 142V144H238V142H234L235 140V136H236V132H232L231 134H229V137L228 138H230V140L231 141H233L235 144H234V148H235V150H238V149H242V147L243 148H245L244 150L245 151H247L250 155L251 154H253V156L255 157V158H253V160L254 161H256L255 159H257L258 160V158H261V160L262 161H264V130H262L261 129V132H259V133H254V132H252L253 130H251V128H252V125L254 126V122H256L257 120L259 121L261 118H264L263 117V115H262V111L259 109L258 110ZM3 109V110H4ZM20 109V108H19ZM22 109V108H21ZM112 109V108H111ZM113 109L115 110V108L113 107ZM123 109V108H122ZM124 109V110H125ZM199 109V108H198ZM202 109V108H201ZM201 109H199V110H201ZM207 109V108H206ZM212 109V108H211ZM210 109V110H211ZM216 109V108H215ZM15 110V109H14ZM172 110V109H171ZM173 110H175V108L173 109ZM192 110H194V109H192ZM203 110H204V108H203ZM202 110V111H203ZM209 110V109H208ZM214 110V109H213ZM213 110H212V112H213ZM239 110V109H238ZM244 110V109H243ZM246 110H248V109H246ZM1 111H2V109H1ZM22 111V110H21ZM115 111H117V109L115 110ZM117 111V112H118ZM197 111V110H196ZM200 112L199 111V113L201 114V113H203V112ZM206 112H207V110H205ZM8 112H6V117L8 118L9 116H7V114H8ZM44 112V111H43ZM111 112V115H112V118L111 117H109L108 116V114ZM120 112H119V114H120ZM169 112H171V111H169ZM191 112H193V111H191ZM191 112H190V115H191ZM195 112V111H194ZM209 112V111H208ZM212 112H210L211 114H209V115H211L212 117H214L213 115H212ZM215 113L217 112V111H214ZM248 112V111H247ZM249 112V113H250ZM5 113V112H4ZM14 113H16V111L14 112ZM40 113V112H39ZM152 113V112H151ZM173 113V112H172ZM181 113V112H180ZM187 113V112H186ZM197 113H198V111H197ZM197 113H195L194 115L196 116V114ZM55 114V113H54ZM205 114V113H204ZM203 114V115H204ZM245 114H246V111H245ZM11 115V114H10ZM13 115V114H12ZM11 115V116H12ZM37 115V114H36ZM110 115V116H111ZM154 115V114H153ZM157 115V114H156ZM177 116V114H174V116ZM180 115V114H179ZM249 115H251V114H249ZM10 116V117H11ZM16 116V115H15ZM182 116H183V114H182ZM185 116V115H184ZM186 116H188V115H186ZM193 116V115H192ZM207 116H208V114H207ZM221 116V115H220ZM38 117V116H37ZM160 117V116H159ZM179 117H181V116H179ZM197 117H200V115L198 116V114H197ZM206 117V115L204 116V118ZM218 117V116H217ZM217 117H216V119H214V118H211V117H207V118H210V119H214L213 121H217L218 119H217ZM6 118V119H7ZM16 118V117H15ZM52 118V117H51ZM111 118V119H110ZM188 118V117H187ZM218 118H220L221 120H222V118L221 117H218ZM1 119V118H0ZM182 119H183V117H182ZM181 119V120H182ZM186 119V117L183 119V120H185ZM191 120H196L195 118H194V116H193V119H192V117L190 118ZM188 120V121H191V120ZM203 119V118H202ZM202 119H200L199 118V120L201 121ZM209 119V120H210ZM4 120V119H3ZM38 120V119H37ZM42 120H44V119H42ZM160 120V121H159ZM182 120V121H183ZM208 120V119H207ZM207 120H206V122H207ZM221 120H218L219 122L221 121ZM46 121V120H45ZM45 121H43V122H45ZM185 121H187V120H185ZM185 121H184V123H185ZM211 121V120H210ZM19 122H20V119H19ZM42 122V123H43ZM199 122V121H198ZM197 121L195 122H192V123H198ZM201 122H203V121H201ZM13 123V122H12ZM16 123V122H15ZM14 123V124H15ZM49 123V122H48ZM190 123V122H189ZM200 123V122H199ZM210 123V122H209ZM213 123V122H212ZM253 123V124H252ZM262 123H264V121L262 122ZM261 123V124H262ZM47 124V123H46ZM173 124V123H172ZM211 124V123H210ZM215 126H216V124H215V122L213 123ZM212 124V126H214ZM259 124V123H258ZM175 125V124H174ZM187 125V124H186ZM199 125V124H198ZM203 125V124H202ZM264 125V124H263ZM45 126V125H44ZM116 126V127H117ZM200 126V125H199ZM198 126V127H199ZM214 126V127H215ZM255 126H256V124H255ZM261 126V125H260ZM1 127H3L2 125H1ZM0 127V128H1ZM43 127V126H42ZM259 127V126H258ZM263 127V126H262ZM88 128V127H87ZM112 128V130H113V127H111ZM123 128V129H124ZM128 128H129V130H128ZM241 128V127H240ZM116 129V128H115ZM114 129V130H115ZM122 129V130H123ZM179 129V128H178ZM226 129V128H225ZM44 130V129H43ZM111 130V131H112ZM46 131V130H45ZM226 131V130H225ZM88 132V133H89ZM126 132H125V135H126ZM175 132V133H174ZM178 132V131H177ZM180 132V131H179ZM240 132V131H239ZM263 132V133H262ZM2 133V132H1ZM3 133H4V130H3ZM221 133H222V131H221ZM111 134V133H110ZM113 134V133H112ZM182 134V133H181ZM181 134H179L181 137H182V135ZM44 135V134H43ZM80 135V134H79ZM82 135V134H81ZM115 135V134H114ZM47 136H45V137H47ZM85 136V135H84ZM117 136V135H116ZM79 137V138H78ZM113 137V136H112ZM118 137V136H117ZM186 137V136H185ZM189 137V136H188ZM239 137H240V135H239ZM85 138V137H84ZM226 138V137H225ZM47 139V138H46ZM78 139H79V141H78ZM82 140H83V136H82V138H81ZM92 139V138H91ZM111 139V138H110ZM114 139V138H113ZM26 140V139H25ZM115 140V139H114ZM187 140V139H186ZM224 140V139H223ZM49 140H47V142H48ZM81 141V142H80ZM8 142V141H7ZM12 142V141H11ZM10 142V143H11ZM29 143H30V141H29ZM226 143V142H225ZM13 144V143H12ZM11 144V145H12ZM92 144V145H93ZM111 144H112V141H111ZM47 145V144H46ZM127 145V144H126ZM230 145V144H229ZM238 145V146H237ZM8 146H10V145H8ZM227 146H228V143H227ZM6 147V146H5ZM11 147V146H10ZM32 147V146H31ZM48 147V146H47ZM111 147V146H110ZM122 147V146H121ZM7 149H8V147H6ZM11 148H14V147H11ZM45 148V147H44ZM52 148V147H51ZM83 148V147H82ZM81 148V149H82ZM200 147H197V149H199ZM53 149V148H52ZM123 149H124V147H123ZM127 149L125 150V151H127ZM133 149V150H132ZM197 149H196V151H197ZM13 150V149H12ZM27 150V149H26ZM51 150V149H50ZM55 150V149H54ZM67 150V151H68ZM110 150V149H109ZM232 150V149H231ZM5 151H7V150H5ZM10 151V150H9ZM8 151V152H9ZM120 151V150H119ZM124 151V152H125ZM8 152H7V154H8ZM28 152V151H27ZM33 152V151H32ZM198 152V151H197ZM196 152V154H198ZM200 152L201 151H199V154H200ZM206 152V151H205ZM13 153V152H12ZM56 153V152H55ZM109 153V152H108ZM204 153V152H203ZM202 153V154H203ZM234 153V152H233ZM240 153V152H239ZM6 154V155H7ZM65 154H67V153H65ZM69 154V153H68ZM67 154V155H68ZM127 154V153H126ZM195 153H193V155H194ZM196 154H195V156L194 157H196ZM9 155V154H8ZM58 155V154H57ZM66 155V156H67ZM71 155V154H70ZM69 155V157H73V155H71L70 156ZM191 156H192V154H190ZM201 155V154H200ZM208 155H209V153H208ZM243 155V154H242ZM12 156V155H11ZM218 156V155H217ZM18 157V156H17ZM33 157V156H32ZM31 157V158H32ZM55 157V156H54ZM60 157V156H59ZM58 157V158H59ZM68 157V158H69ZM193 157V158H194ZM198 157H200L199 155H198ZM203 158H204V155L202 156ZM201 157V158H202ZM245 157H246V155H245ZM250 157V156H249ZM19 158V157H18ZM51 158V157H50ZM74 158H72L75 162H73V164H72V167H73V169L75 168L74 166H76V163H77V161L74 159ZM80 158H82V157H80ZM201 158H200V161H202L201 160ZM205 158H206V155H205ZM211 159H212V157H210ZM209 158V159H210ZM56 159V158H55ZM71 159V158H70ZM131 159V158H130ZM195 159H197V158H195ZM208 159V158H207ZM220 159V158H219ZM248 159H250V158H248ZM49 160V159H48ZM82 160V159H81ZM198 160V159H197ZM206 160V159H205ZM260 160V161H261ZM10 161V160H9ZM32 161V160H31ZM152 161V162H151ZM183 161H184V163H183ZM190 161V162H189ZM261 161V162H262ZM33 162V161H32ZM83 162V161H82ZM112 162V161H111ZM131 162H132V160H131ZM149 162H151L152 164H150ZM187 162V163H186ZM193 162V161H192ZM195 162H196V160H195ZM198 162H199V160H198ZM206 162V161H205ZM205 162H203L202 161V163H205ZM227 162V161H226ZM30 163V162H29ZM68 163H70V162H68ZM74 163H75V165H74ZM182 163H183V166L181 167V165H182ZM186 163V164H185ZM201 163V162H200ZM209 163V162H208ZM211 163V162H210ZM263 163V162H262ZM21 164V163H20ZM36 164V163H35ZM57 164V163H56ZM79 164H80V162H79ZM84 164V163H83ZM134 164H132V165H134ZM150 165V167L147 169V166L146 165ZM191 164V163H190ZM195 164V163H194ZM198 163L196 162V165H197ZM207 164V163H206ZM213 164V163H212ZM227 164V166H228V163H226ZM30 165V164H29ZM70 165V164H69ZM114 165H115V163H114ZM131 165V164H130ZM192 165V164H191ZM200 165V164H199ZM198 165V166H199ZM203 165V164H202ZM77 166H78V164H77ZM77 166H76V168H77ZM80 166V165H79ZM145 166H146V169H145ZM187 166V169L185 168ZM184 168H185V171L186 172H188L189 170H190V168L192 167V166H188V164L186 165ZM205 166V164L203 165V167ZM210 166V165H209ZM21 167V166H20ZM19 167V168H20ZM34 167H36V166H34ZM49 167H50V165H49ZM189 167V168H188ZM193 167H194V169H195V165H193ZM197 167V166H196ZM200 167V166H199ZM214 167V166H213ZM81 168H83V167H81ZM114 168V167H113ZM183 168V169H184ZM198 168V167H197ZM200 168H202V167H200ZM199 168V169H200ZM210 168V167H209ZM72 169V170H73ZM79 169V168H78ZM178 169V170H179ZM193 169V168H192ZM194 169H193V173L195 174V172H197V171H195L194 172ZM220 169V168H219ZM36 170V169H35ZM82 170V169H81ZM209 170V169H208ZM207 170V171H208ZM222 170V169H221ZM4 171V170H3ZM7 171V170H6ZM6 171H5V174H7L6 173ZM21 171V170H20ZM19 171V172H20ZM71 171V170H70ZM180 171V170H179ZM182 171V170H181ZM180 171V172H181ZM184 171V170H183ZM182 171V172H183ZM200 171H201V169H200ZM205 171H206V169H205ZM179 172V173H180ZM185 172V174H183L184 176L186 175V174H188V173H186ZM202 172V171H201ZM201 172H199V173H201ZM203 172H204V169H203ZM213 172L214 171H212L211 173L213 174ZM219 172V171H218ZM49 173V172H48ZM177 173V177L178 176H181L182 175V173ZM207 173V172H206ZM27 174V173H26ZM30 174V173H29ZM110 174H112V173H110ZM174 174H175V172H174ZM179 174V175H178ZM189 174H191L192 175V172H191V170L189 171ZM197 174V173H196ZM211 174V176L213 177V175ZM215 174H216V169H215ZM214 174V175H215ZM24 175V174H23ZM81 175V174H80ZM89 175H90V173H89ZM107 175L109 176L108 178H107ZM143 175V176H142ZM161 175V176H160ZM166 175V174H165ZM169 175V174H168ZM199 175V174H198ZM197 175V176H198ZM201 175V174H200ZM203 175H204V173H203ZM202 175V176H203ZM77 176V175H76ZM113 176V175H112ZM184 176H182V177H184ZM206 176H208L207 174H206ZM210 176V177H211ZM28 177V176H27ZM75 177V176H74ZM165 177H167L168 178V176H165ZM174 177V176H173ZM187 177V176H186ZM185 177V180H187V179H189V175H188V178H186ZM192 177H194V175L192 176ZM205 177V176H204ZM61 178V177H60ZM65 178V177H64ZM176 178V177H175ZM195 178H197V177H195ZM201 177H198V179H200ZM206 178V177H205ZM216 178V177H215ZM229 178V183H228V185H227V187L223 184V185H221V186H225L226 188H224V190L222 189V190H220V189H218L219 190V192L216 194V196L214 197V199L213 200H211L212 202H211V204H208V205H211V209H209V211L208 212H214L215 210L217 211V212H219V216H220V218H219V220L217 221V223H216V225H214L213 227H211L212 226V224L213 223H211L212 221H214V216H213V213H210L209 215H208V223L209 224H207L209 227H207L206 229H208L209 231L210 230H214V234L212 233L213 231H211V232H208V234L210 233H212L213 235H214V238L212 239V241L211 242H209V245H208V243H207V245L210 247V248H213L214 250H219V252H220V255H221V253L223 252L224 253V255L226 256V257H228L229 255H231V253L232 252H230V251H227V253L225 252L227 249H226V247H229V245L231 244V243H233L234 245L236 244H238V243H243L244 241H246L247 239H252V238H250V237H248L247 238V236H245V235H247L245 232V229L247 230V228L250 226V221H251V217H250V215L253 213H251L250 211H251V209H253L252 208V206H253V204H257V205H259V206H261V204H263V203H258V196H256L255 194H253V190H254V187H256L257 186V184H260L259 183V181L256 179V178H254L253 176H251L250 174H248V173H246L244 170H241V169H236V170H233L232 171V173L230 174V176L228 177ZM31 179H32V177H31ZM54 179V178H53ZM166 179V178H165ZM174 179V178H173ZM173 179H171V180H173ZM183 178H181V180H182ZM193 178H191V180H192ZM198 179L196 180L195 179V181H198ZM214 179V178H213ZM29 180V179H28ZM56 181L55 182H57V179H55ZM129 180H130V178H129ZM134 181L136 180V179H133ZM146 180V179H145ZM144 180V181H145ZM160 180H162L161 178H159V181ZM171 180H170V182H171ZM177 180V179H176ZM176 180H174V181H176ZM191 180H189V181H191ZM26 181V180H25ZM32 181H33V179H32ZM131 181V180H130ZM143 181V180H142ZM158 181V182H159ZM168 181V180H167ZM166 181V182H167ZM178 181V180H177ZM188 181V180H187ZM188 181V182H189ZM194 181V180H193ZM201 181V180H200ZM206 181V180H205ZM54 182V181H53ZM136 183L138 182L137 180L135 181ZM140 182V181H139ZM147 182V181H146ZM146 182H145V184H146ZM165 182V183H166ZM170 182H168V183H166L167 184V186H168V184L170 183ZM181 182H183V181H180V183ZM61 183V182H60ZM67 183V182H66ZM65 183V184H66ZM132 183H134V182H132ZM143 183V182H142ZM177 183H179V182H176V184ZM191 183V182H190ZM189 183V184H190ZM195 183V182H194ZM194 183H192V184H194ZM198 183H200V182H198ZM203 183H204V179H203ZM208 183V182H207ZM206 183V184H207ZM216 183V182H215ZM27 184V183H26ZM29 184H30V182H29ZM52 184V183H51ZM57 184H58V182H57ZM140 183H138V185H139ZM144 184V183H143ZM157 184V182H155V185ZM158 184H160V183H158ZM162 184V183H161ZM171 184V183H170ZM202 184V183H201ZM218 184V183H217ZM226 184V183H225ZM59 185V184H58ZM58 185H56V186H58ZM112 185H114V184H112ZM133 185H135V184H133ZM149 185V188H150V190H151V188L153 189V190H155V192L157 191L155 188H154V186H150ZM172 185H173V183H172ZM191 185V184H190ZM197 184H195V185H193V188L196 186ZM199 185L200 184H198L197 186L199 187ZM26 186V185H25ZM53 186H54V184H53ZM69 186H70V184H69ZM68 186V187H69ZM76 186V185H75ZM141 186V185H140ZM158 186V185H157ZM162 186H165V184L164 185H162ZM170 186V185H169ZM179 186V185H178ZM181 186H183V184L181 185ZM186 186H187V188H188V185L186 184ZM202 186H204V185H202ZM234 187L233 189H234V191H232V193L231 194H226V193H228L227 191L229 190V187ZM24 187V186H23ZM30 187V186H29ZM108 187V186H107ZM136 187H138L137 185H135V189H136ZM143 187H144V185H143ZM180 187V186H179ZM112 188V187H111ZM134 188V187H133ZM140 188V187H139ZM139 188L138 189H136L138 192L142 189V187L140 188V190H139ZM146 188V190H147V188H148V186L146 187H144V189ZM163 188V187H162ZM183 188V187H182ZM204 188V187H203ZM210 188V187H209ZM223 188V187H222ZM231 188V189H232ZM26 189V188H25ZM56 189V188H55ZM157 189H158V187H157ZM185 189V188H184ZM190 189V188H189ZM195 189H197V188H195ZM212 189V188H211ZM226 189H227V191H226ZM65 190V189H64ZM149 190V191H150ZM164 190V191H163ZM162 191L165 193V189H163ZM180 190H181V188H180ZM179 190V191H180ZM202 190V189H201ZM217 190V191H218ZM27 191V190H26ZM26 191H25V193H26ZM68 191V190H67ZM112 191V190H111ZM142 191V190H141ZM141 191H140V193L139 194H142L141 193ZM187 191V190H186ZM185 191V192H186ZM190 191V190H189ZM203 191V190H202ZM143 192V191H142ZM145 192V191H144ZM148 192V191H147ZM209 192V191H208ZM212 192H213V190H212ZM216 192V191H215ZM32 193V192H31ZM146 193V192H145ZM144 193V194H145ZM154 193V192H153ZM159 193V192H158ZM162 193V192H161ZM182 193V192H181ZM184 193V192H183ZM187 193V192H186ZM202 193V192H201ZM204 193V192H203ZM202 193V194H203ZM56 194V193H55ZM107 194V193H106ZM112 194V193H111ZM138 194V195H139ZM147 194V193H146ZM155 194V193H154ZM163 194V193H162ZM178 194H180V193H178ZM188 194V193H187ZM60 195V194H59ZM136 195V194H135ZM38 196V195H37ZM41 196V195H40ZM79 196H80V194H79ZM78 196V197H79ZM83 196V195H82ZM166 196V195H165ZM203 196V195H202ZM208 196V195H207ZM260 196V199H264V193H263V195H259ZM30 197V196H29ZM28 197V198H29ZM124 197V196H123ZM135 197V196H134ZM149 197H150V195H149ZM148 197V198H149ZM181 197V196H180ZM31 198V197H30ZM42 198H43V196H42ZM60 198V197H59ZM93 198V197H92ZM140 198V197H139ZM22 199V198H21ZM24 199V198H23ZM41 199V198H40ZM39 199V200H40ZM65 199V198H64ZM79 199V198H78ZM84 199V198H83ZM82 199V200H83ZM88 199H89V197H88ZM136 199V198H135ZM134 199V200H135ZM201 199H203V198H201ZM259 199V200H260ZM86 200H87V198H86ZM141 200V199H140ZM206 200V199H205ZM44 201V200H43ZM84 201H85V199H84ZM127 201V200H126ZM137 201V200H136ZM148 201V200H147ZM198 201V200H197ZM263 201V200H262ZM261 201V202H262ZM8 202V201H7ZM36 202V201H35ZM41 202V201H40ZM40 202H39V204H40ZM74 202V201H73ZM78 202V201H77ZM120 202V201H119ZM257 202V203H256ZM260 202V201H259ZM23 203V202H22ZM24 204H26L25 203V201H24ZM133 204H134V202H133ZM137 204V203H136ZM140 204V203H139ZM189 204V203H188ZM11 205V204H10ZM41 205V204H40ZM72 205V204H71ZM84 205V204H83ZM187 205V204H186ZM197 205V204H196ZM264 205V204H263ZM39 206V205H38ZM138 206V205H137ZM140 206V205H139ZM206 206V205H205ZM73 207V206H72ZM189 207V206H188ZM200 207V206H199ZM199 207H197V208H199ZM209 208H210V206H208ZM262 207V206H261ZM70 208V207H69ZM77 208H79V207H77ZM136 208H138V207H136ZM184 208V207H183ZM196 208V209H197ZM205 208V207H204ZM42 209V208H41ZM142 209V208H141ZM181 209V208H180ZM185 209V208H184ZM190 209V208H189ZM208 209V208H207ZM206 209V210H207ZM6 210V209H5ZM31 210V209H30ZM35 210V209H34ZM70 210V209H69ZM127 210V209H126ZM187 210V209H186ZM201 210V209H200ZM211 210V211H210ZM214 210V211H213ZM257 210V209H256ZM40 211V210H39ZM77 211H78V209H77ZM142 210H140V212H141ZM147 212V211H146ZM145 212V213H146ZM189 212V211H188ZM201 212V211H200ZM32 213H33V211H32ZM127 213V212H126ZM125 213V214H126ZM144 213V212H143ZM255 213V212H254ZM37 214V213H36ZM69 214V213H68ZM124 214V216H126ZM129 214V213H128ZM130 214H131V212H130ZM137 214H140V213H137ZM148 214V213H147ZM184 214V213H183ZM199 214V213H198ZM204 214V213H203ZM78 215V214H77ZM135 215H136V213H135ZM145 215V214H144ZM143 215V216H144ZM182 215V214H181ZM34 216V215H33ZM38 216V215H37ZM130 216V215H129ZM134 216V215H133ZM137 216V215H136ZM139 216V215H138ZM147 216V219H148V215H146ZM184 216V215H183ZM251 216H253V215H251ZM31 217V216H30ZM78 217V216H77ZM131 217L132 216H130L129 218H127V219H130V220H132L131 219ZM141 217V216H140ZM145 217V216H144ZM178 217H180V216H178ZM177 217V218H178ZM29 218V217H28ZM38 218V217H37ZM46 218V217H45ZM69 218V217H68ZM67 218V219H68ZM137 218V217H136ZM141 218H143V217H141ZM175 218V217H174ZM24 219V218H23ZM35 219V218H34ZM139 219V218H138ZM176 219V218H175ZM180 219V218H179ZM182 219V218H181ZM253 219V218H252ZM26 220V219H25ZM32 220V219H31ZM37 220V219H36ZM35 220V221H36ZM48 220V219H47ZM123 220V219H122ZM126 219H124V223L122 224V225H125V226H128L129 225V223L131 222H127V220L125 221ZM134 221H135V219H133ZM174 220V219H173ZM172 220V221H173ZM200 220V219H199ZM30 221V220H29ZM34 221V220H33ZM34 221V222H35ZM118 221V220H117ZM137 221V220H136ZM143 222V220L141 219L140 220V222ZM144 221H148V220H146V217H145V220ZM203 221V220H202ZM40 222V221H39ZM68 222V221H67ZM70 222V221H69ZM68 222V223H69ZM120 222V221H119ZM123 222V221H122ZM128 223V225H127V223ZM207 222V221H206ZM253 222V221H252ZM25 223V222H24ZM36 223V222H35ZM46 223V222H45ZM126 223V224H125ZM132 223V222H131ZM133 223H139V222H133ZM145 223V222H144ZM173 223H175V221L174 222H172V223H170V225L171 224H173ZM180 223V222H179ZM185 223H186V221H185ZM215 223V222H214ZM227 223H231L232 224V227H230L231 228V230H228L227 229V227H228V224ZM30 224H31V222H30ZM66 224V223H65ZM142 225H143V223H141ZM211 224V225H210ZM248 224V225H247ZM252 224V223H251ZM253 224H254V222H253ZM42 225H43V223H42ZM131 225V224H130ZM129 225V226H130ZM132 225H134V224H132ZM131 225V226H132ZM142 225H140L141 227H142ZM175 225H177V223L175 224ZM175 225L174 226H171V227H174L175 229L178 227V225H177V227H175ZM186 225V224H185ZM205 225V224H204ZM230 225V224H229ZM24 226H26V225H24ZM28 226V225H27ZM32 226V225H31ZM49 226V225H48ZM68 226V225H67ZM111 226V225H110ZM166 226H168V225H166ZM231 226V225H230ZM29 227V226H28ZM36 227V226H35ZM47 227V226H46ZM45 227V228H46ZM66 227V226H65ZM70 227V226H69ZM121 226H119V228H120ZM141 227H139V229H141ZM181 227V226H180ZM183 227V226H182ZM204 227V226H203ZM41 228V227H40ZM67 228V227H66ZM122 228H126V227H122ZM131 228V227H130ZM169 228H170V226H169ZM168 228V229H169ZM184 228V227H183ZM25 229V228H24ZM37 229V228H36ZM67 229H69V228H67ZM112 229H114V227L112 228ZM118 229V228H117ZM127 229V228H126ZM129 229V228H128ZM132 229H133V227H132ZM171 229H173V228H171ZM175 229H173V230H175ZM178 229V228H177ZM249 229H251L250 227H249ZM28 230V229H27ZM66 230V229H65ZM124 230V229H123ZM137 230V229H136ZM207 230V231H208ZM25 231H26V229H25ZM69 231H70V229H69ZM74 231V230H73ZM115 231H117L116 229L115 230H113V232L115 233ZM119 231V230H118ZM121 231V230H120ZM124 231H126V230H124ZM130 231H131V229H130ZM165 231V230H164ZM176 231V230H175ZM179 231H181V229L179 230ZM187 231V230H186ZM251 231V230H250ZM66 232H67V230H66ZM65 232V233H66ZM127 232V231H126ZM128 232H129V230H128ZM132 232H134V230L132 231ZM168 232V231H167ZM166 232V233H167ZM170 232H172V231H170V229H169V234H167V235H169L168 237H173L172 236V234L174 233L175 234V232H173V233H170ZM15 233V232H14ZM38 233V232H37ZM69 233V232H68ZM70 233H71V231H70ZM77 233V232H76ZM117 233V232H116ZM129 233H131V232H129ZM166 233H165V235H166ZM177 233V232H176ZM207 233V232H206ZM122 234H123V232H122ZM122 234H120V232L118 233V234H111V236H108V238H107V240H106V237H105V241L103 240V238H101L103 241H104V244L102 243V247L100 248V250H99V252L98 251H96V253H97V255H96V257H94V258H96V264H103V262H112V264H121L123 261H125L126 259H127V257H126V255H128L127 253H126V255L124 256L123 255V251H124V249L126 250V246L128 245V246H130V244H128L127 243V241L130 239H128V238H125V240H124V237L122 238ZM128 234V233H127ZM177 234H180V233H177ZM177 234H175V236L177 235ZM250 233L248 232V235H249ZM69 235V234H68ZM105 235V234H104ZM126 234H124V236H125ZM134 235V234H133ZM138 235V237H139V234H137ZM137 235H136V237H137ZM142 235V234H141ZM157 235V234H156ZM155 235V236H156ZM166 235V236H167ZM252 235V234H251ZM70 236V235H69ZM76 235H73V238L75 237ZM128 236H130V234L129 235H127L126 237H128ZM158 236V235H157ZM156 236V237H157ZM159 236H160V234H159ZM158 236V239L160 238ZM162 236L163 235H161V238H162ZM204 236V235H203ZM257 236V235H256ZM38 237V236H37ZM42 237V236H41ZM152 237V236H151ZM167 237V238H168ZM211 237V236H210ZM209 237V238H210ZM45 238H46V236H45ZM44 238V239H45ZM133 238H134V236H133ZM142 238H144V237H142ZM176 239L177 237H173V239ZM205 238V237H204ZM259 238V237H258ZM137 239V238H136ZM136 239H134V240H136ZM150 239V238H149ZM173 239L171 240V242L173 241ZM174 239V240H175ZM257 239V238H256ZM39 240V239H38ZM71 240H72V238H71ZM152 240V239H151ZM168 241H170L169 240V238L167 239ZM176 240H179V238L178 239H176ZM253 240V239H252ZM252 240H250V241H252ZM75 241H77V240H75ZM74 241V242H75ZM124 241H126V242H124ZM130 241V243L132 244V242H131V239L129 240ZM128 241V242H129ZM138 241V240H137ZM137 241H135V242H137ZM155 241V240H154ZM158 241V240H157ZM156 241V242H157ZM210 241V240H209ZM254 241V240H253ZM252 241V242H253ZM73 242V243H74ZM100 242H101V240H100ZM134 242V243H135ZM166 242V244H165V246L167 245V246H169L170 244H169V242L167 243V241H165ZM176 242V241H175ZM35 243V242H34ZM46 243V242H45ZM73 243H71V244H73ZM158 243V242H157ZM247 243H248V246L250 245V243H249V241L247 240ZM246 243V244H247ZM254 243V242H253ZM260 243V242H259ZM70 244V243H69ZM70 244V245H71ZM138 243H136V245H137ZM154 244V243H153ZM172 244V243H171ZM200 244V243H199ZM227 244H228V246H227ZM244 244V243H243ZM252 244V243H251ZM262 244V243H261ZM37 245V244H36ZM134 245V244H133ZM133 245H131V246H133ZM144 245V244H143ZM198 245V244H197ZM232 246V247H230V248H233L234 247V249L236 248L237 249V246L235 247V246ZM259 245V244H258ZM99 246V245H98ZM156 246V245H155ZM164 246V245H163ZM161 247V249H160V251H159V255H160V257H158V259L159 258H163V259H165L164 261H162L161 259V261L162 262H165V261H167L166 263L167 264H181V262H182V259H181V256L179 255L180 253H178L177 251H172L171 252V247H169V249H170V251H168V247L166 248V247ZM171 246V245H170ZM200 246V245H199ZM202 246V245H201ZM254 246V245H253ZM253 246H251L252 248H253ZM40 247V246H39ZM78 247V246H77ZM136 247V246H135ZM140 247H141V245H140ZM206 247V246H205ZM238 247H240V246H238ZM259 247V246H258ZM94 248V247H93ZM133 248V247H132ZM139 248V247H138ZM155 248V247H154ZM210 248H208V249H210ZM246 248H248V247H246ZM260 248V247H259ZM28 249H29V247H28ZM27 249V250H28ZM75 249V248H74ZM77 249V248H76ZM95 249H96V247H95ZM97 249H99V248H97ZM129 249H130V247H129ZM141 249V248H140ZM178 249V248H177ZM180 249V248H179ZM198 249V248H197ZM234 249H231V250H233L234 251ZM243 249V248H242ZM245 249V248H244ZM26 250V251H27ZM127 250H128V248H127ZM155 250V249H154ZM172 250H173V248H172ZM199 250V249H198ZM214 250H213V252H214ZM216 250V252H218ZM230 250V249H229ZM249 250V249H248ZM251 250V249H250ZM249 250V252L248 253H245L246 251H244V254H249V256H255V254H253L251 251ZM254 250H257V249H254ZM261 250H262V248H261ZM53 251V250H52ZM129 251V250H128ZM131 251H133V249H130V253H131ZM136 251V250H135ZM140 251V250H139ZM138 251V252H139ZM141 251H143V250H141ZM209 251H211V250H209ZM263 251V250H262ZM28 252H29V250H28ZM31 252V251H30ZM125 252V251H124ZM144 252V254H145V251H143ZM203 252V251H202ZM202 252H200V253H202ZM212 252V251H211ZM211 252H210V256L212 255L211 254ZM229 252H230V254H229ZM255 252V251H254ZM261 252V251H260ZM94 253V252H93ZM142 253V252H141ZM197 253V252H196ZM226 253V254H225ZM147 254V253H146ZM206 254V253H205ZM209 254V253H208ZM215 254V253H214ZM217 254H219V253H217ZM229 254V255H228ZM256 254H260L259 253V251H258V253H256ZM9 255V254H8ZM27 255V254H26ZM133 255V254H132ZM132 255H131V257L130 258H132ZM140 255H143V254H140ZM201 255H203V254H201ZM237 255H238V253H237ZM6 256V255H5ZM52 256V255H51ZM56 256V255H55ZM92 256H93V254H92ZM137 256H138V253H137ZM136 256V257H137ZM208 256V255H207ZM209 256V257H210ZM216 256H218V255H213V257H214V259L216 258ZM240 256V255H239ZM246 256V255H245ZM128 257H129V255H128ZM139 257V256H138ZM155 257V256H154ZM219 257V256H218ZM217 257V258H218ZM230 257L231 258H233L232 256H229L228 258L230 259ZM237 257V256H236ZM241 257V256H240ZM248 257V256H247ZM260 257H263L262 255L260 256ZM52 258V257H51ZM140 258H141V256H140ZM139 258V259H140ZM217 258H216V260H217ZM222 258V257H221ZM249 258H251V257H249ZM256 258V257H255ZM200 259H202V258H200ZM208 259V258H207ZM212 259V258H211ZM211 259H209V260H211ZM237 259V258H236ZM235 259V260H236ZM252 259H253V257H252ZM251 259V261H254V260H252ZM259 256H258V260L257 261H259ZM144 260H145V256H144ZM181 260V261H180ZM199 260V259H198ZM206 260V259H205ZM204 260V261H205ZM213 260V259H212ZM211 260V261H212ZM224 260V259H223ZM227 260V259H226ZM231 260V259H230ZM56 261V260H55ZM92 261H93V259H92ZM127 261H128V259H127ZM133 261V260H132ZM136 261V260H135ZM134 261V263L136 264V262ZM200 261V260H199ZM207 261V260H206ZM225 261V260H224ZM249 261H250V259H249ZM2 262H3V260H2ZM132 263L131 261H128V263ZM196 262V261H195ZM202 262V261H201ZM209 262V261H208ZM220 262V261H219ZM55 263V262H54ZM92 263H94V262H91V264ZM124 264H125V262H123ZM134 263H132V264H134ZM166 263H163V264H166ZM187 263V262H186ZM198 263V262H197ZM200 263V262H199ZM210 263H212V262H210ZM213 263H215V261H213ZM218 263V262H217ZM253 263V262H252ZM107 264H109V263H107ZM127 264V263H126ZM162 264V263H161ZM209 264V263H208ZM261 264V263H260Z\"/></svg>",
  "mask_w": 264,
  "mask_h": 264
}]
</instances>
